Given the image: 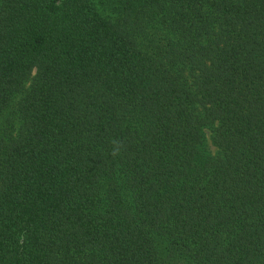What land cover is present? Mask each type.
I'll return each instance as SVG.
<instances>
[{"label":"trees","instance_id":"obj_1","mask_svg":"<svg viewBox=\"0 0 264 264\" xmlns=\"http://www.w3.org/2000/svg\"><path fill=\"white\" fill-rule=\"evenodd\" d=\"M0 264H264V0H0Z\"/></svg>","mask_w":264,"mask_h":264},{"label":"clouds","instance_id":"obj_2","mask_svg":"<svg viewBox=\"0 0 264 264\" xmlns=\"http://www.w3.org/2000/svg\"><path fill=\"white\" fill-rule=\"evenodd\" d=\"M120 142L118 141H113V144H118ZM121 154L120 148H114L112 151V155L115 156H119Z\"/></svg>","mask_w":264,"mask_h":264},{"label":"rangeland","instance_id":"obj_3","mask_svg":"<svg viewBox=\"0 0 264 264\" xmlns=\"http://www.w3.org/2000/svg\"><path fill=\"white\" fill-rule=\"evenodd\" d=\"M34 74H35V70L32 71L31 76H30V79L34 76Z\"/></svg>","mask_w":264,"mask_h":264}]
</instances>
